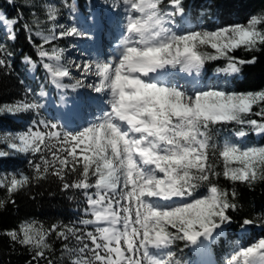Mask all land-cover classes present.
<instances>
[{
    "label": "snow or ice",
    "instance_id": "6c2138e0",
    "mask_svg": "<svg viewBox=\"0 0 264 264\" xmlns=\"http://www.w3.org/2000/svg\"><path fill=\"white\" fill-rule=\"evenodd\" d=\"M122 3L127 16L120 50L112 59L95 65L99 82L87 85L110 97V110L99 122L77 133L32 129L19 135L0 133V145L4 146L0 158L13 152L39 153L41 161L32 165L31 178L0 177V188L6 189L9 202L12 193L33 180L55 176L63 189L83 193L85 212L92 217L79 222L85 227L92 225V231L67 225L46 229L33 221L18 231L7 232L14 243L35 249L33 260L45 258V250L50 248L48 237L55 233L58 240L77 242L73 248L64 244L66 252L76 254L71 264H181L171 250L177 241L193 245L211 241L214 233L219 234L217 229L232 223L229 211L237 210L236 191L214 183L213 177L222 175L233 184L249 186L264 182V146L225 142L218 148L212 143L217 125H239L236 135L240 138L248 135L246 126L264 134V90L189 94L153 79L168 68L199 73L206 62L219 59L227 62L225 73H240L242 66L254 64L256 58L243 60L230 53L264 50V29L259 27L264 24V14L253 15L245 24L177 34L167 25L177 14H183L182 0H170L171 11L162 7L163 0ZM47 16L55 21L57 9L50 8ZM18 22L19 18L9 19L0 13V28L8 39H15ZM24 27L30 30L27 24ZM58 35L86 36L76 27ZM10 55L0 44V68L9 66L6 57ZM39 56L51 59L42 46ZM26 61L31 63L30 58ZM44 67L57 81L71 75L66 67ZM76 67L82 77L93 72V65L87 61ZM75 86H84L83 81L77 80ZM39 107L36 103L5 105L0 107V115ZM213 158L222 161V172L216 170ZM72 174L76 178L70 183ZM201 187L206 191L197 195ZM256 223L255 219H244L241 227ZM227 264H264V238L235 251Z\"/></svg>",
    "mask_w": 264,
    "mask_h": 264
},
{
    "label": "trees",
    "instance_id": "16d2710c",
    "mask_svg": "<svg viewBox=\"0 0 264 264\" xmlns=\"http://www.w3.org/2000/svg\"><path fill=\"white\" fill-rule=\"evenodd\" d=\"M121 3V0H13V3L0 0V13L9 19L19 18V22L14 26V40L8 39L0 28V44L5 45L7 51L12 53L6 57L9 66L0 68V107L20 103L40 105L35 110L0 115V133L19 135L26 133L29 129L71 132L68 127L54 120L50 109L48 111L42 109L40 99L37 97L40 92L55 93L44 68L46 61L39 56V51L42 46L43 50L50 55L59 49L78 46L79 50L89 56L95 53L92 43L85 37L73 39L56 35L54 23L47 16V6L52 5L57 9V21L63 22L65 15L70 14L74 20L77 21L80 18L88 25L90 16L94 12L99 13L100 16L103 14L108 16L115 14L111 9H116L118 15ZM182 5L183 14L181 17L176 15L173 22L179 24L186 32L214 31L229 25L245 24L253 15L264 14V0H182ZM71 7L75 14L70 12ZM162 7L171 11L170 0H163ZM25 24L30 30L25 29ZM259 27L264 29V24ZM46 37L49 38L47 43H45ZM207 50L214 51L210 48ZM230 55L243 60L255 57L256 62L242 66V71L238 75H232L223 71L226 60L208 61L203 67L201 76L205 80L220 78L223 82L222 90L226 92L244 93L264 90V50L246 52L240 49ZM26 58H30L31 62L37 66L33 78L26 73L24 65ZM176 70L172 69V71ZM69 96L75 95L68 93L66 97L69 98ZM255 110L254 108L253 111ZM251 118L261 120L256 116ZM45 125L49 127L46 128ZM52 125L56 128H51ZM239 128L240 126L235 124L215 126L212 143L219 148L225 142H236V132ZM245 131L248 135L240 139L238 144L241 147L264 146V134L257 136L247 126ZM3 147L0 145V148ZM213 159L216 170L222 172V161ZM40 162L39 153L13 152L9 157L0 158V177L27 175L31 178L34 175L32 165ZM75 178V174H72L68 177V182L71 183ZM212 179L214 183L228 191L235 190L237 193L238 207L236 211L228 213L232 223L225 230L226 237L219 238L216 243L209 246V256L212 261L215 264H227L230 256L237 251L239 247L237 244L248 246L264 238V182L257 181L249 186L242 183L233 184L222 175ZM205 191L206 188L201 187L197 195H202ZM11 200L12 202H9L6 189L0 188V201L4 202V206L0 207V264H29L30 261L31 264H48L49 260L52 264H71L76 254L70 255L66 252L64 244L67 243L70 248L77 247L74 239L61 241L56 239L55 233L50 234L47 240L50 248L45 250V258L37 261L33 260L35 249L14 243L6 233L18 231L21 225L33 221L39 222L37 226L42 225L46 229L52 225H67L92 231L91 225L85 227L79 223L82 219L92 218L85 212L87 203L83 193L71 188L65 190L57 177L49 176L45 180H33L26 187L12 193ZM244 219H255L257 223L246 226L249 233L241 239H235L236 233L242 229ZM171 250L176 253V258L181 261V264H200L199 258L191 251L190 243L186 241H177Z\"/></svg>",
    "mask_w": 264,
    "mask_h": 264
},
{
    "label": "rangeland",
    "instance_id": "374dc122",
    "mask_svg": "<svg viewBox=\"0 0 264 264\" xmlns=\"http://www.w3.org/2000/svg\"><path fill=\"white\" fill-rule=\"evenodd\" d=\"M122 1V0H121ZM50 8H55L52 5H48L47 9L49 11ZM114 15L110 14L106 16L103 14L102 16L99 13H92L89 19L88 25L83 23L80 18L78 20H74L70 14L65 15L63 22L60 21H53L54 23V31L55 34L58 35L60 32L64 31L65 29H70L71 27H76L80 32L85 33V39L93 40L94 33L92 32L96 25H100L103 29L105 28L106 33L103 34L100 42L93 41V51L95 55L89 56L86 53L79 50L78 46H71L69 49H59L54 54H50L49 58H43L46 63L52 65L53 68H63L66 67L70 71V77L63 78L59 81L55 80L51 73L45 68V71L49 75V82L55 89L54 94L40 92L38 94V98L40 99L41 107L43 110L48 111L50 109L52 111V115L55 121H58L60 125L63 122H66V127L71 131L70 133H77L94 123L99 122L100 118L103 117L104 113L110 110L109 106V95L108 93H96L93 91L92 88L87 87L89 84H97L99 82V78L94 74V67L97 63H104L113 57H115L120 50L118 46L121 44L122 38L125 35L124 26L126 24V16L127 12L123 3H121L120 10L118 11V15L116 13V9H111ZM70 12L74 13L73 7L70 8ZM177 16L181 17V14H177ZM123 17V20H121ZM170 27L174 32L177 34L186 33L185 29L182 28L176 22H172L171 24L167 25ZM2 31L6 34L5 30L1 28ZM63 37H70L73 39H83V37H75V36H63ZM12 40V39H11ZM97 44H100V48H97ZM59 55V60L56 59V56ZM89 62L93 65V72L89 73L87 77H82L81 72L77 70L76 65H83L85 62ZM24 65L26 66V73L30 78H33L37 66L32 62L29 63L24 60ZM203 69L196 73L193 71L191 74L187 72H182L179 70L172 71V68L166 69V76L162 77L161 75H154L155 82L159 84H163L164 86L168 87H176L182 91H185L189 94H194L197 91H206V90H222L223 82L220 78H210L205 80L202 75ZM183 74L187 75H194V80L191 82L189 87L183 82ZM238 75V74H232ZM161 78V82L157 81L156 79ZM77 80H82L84 86H75ZM59 85V86H58ZM68 93L74 94L75 96H68ZM67 111V119L63 118L61 115V111ZM60 110V111H59ZM63 113H66L64 111ZM260 136L262 134H256ZM240 137L237 136L235 144H238L240 141ZM239 145V144H238ZM240 146V145H239ZM157 203L163 204L165 202L158 201ZM92 226V225H91ZM93 228V226H92ZM218 235L214 233V238L211 241H203L202 247L206 244L207 249L213 243H216L219 238H225V229L222 231L216 230ZM249 230L247 227L240 229L235 236V239H241L244 235L248 234ZM202 240V238H201ZM258 241V240H257ZM255 242V241H254ZM239 250L241 247H245V245L237 244ZM191 251L194 252L197 257L200 259V264H203V260L197 251L194 248L193 244H190ZM214 264V263H213Z\"/></svg>",
    "mask_w": 264,
    "mask_h": 264
},
{
    "label": "bare ground",
    "instance_id": "6f19581e",
    "mask_svg": "<svg viewBox=\"0 0 264 264\" xmlns=\"http://www.w3.org/2000/svg\"><path fill=\"white\" fill-rule=\"evenodd\" d=\"M95 29L97 30V31H95V33H98V37H99V39L96 41V43H97V42H100L101 38L103 37V34L106 33V30H105V28L103 29L102 27H100L99 23H98V25H96V28ZM90 43H92V45H93V40H90ZM100 47H101L100 44H97V48L99 49ZM156 75H159V76L161 75L162 77H164V76H166V70H164L161 73H158ZM156 75H155V77H156ZM183 75H184L183 82H185L186 85L189 87V85L191 84V82L194 80V77L195 76L194 75H187V74H183ZM153 79H154V75H153ZM156 80L159 81V82H161V78L160 77H159V79H156ZM154 81H155V79H154ZM64 111H66V113H63ZM64 111L62 110L60 113L63 116V118L67 119L66 115H67V111L68 110L65 109ZM62 126H64V125L62 124ZM226 229H228V228H225V230ZM206 244H204L199 249V254H200V256H201V258L203 260V264H213V263L215 264V262H213L212 259L209 256V249H207ZM201 245H202V243H201Z\"/></svg>",
    "mask_w": 264,
    "mask_h": 264
},
{
    "label": "water",
    "instance_id": "95a60500",
    "mask_svg": "<svg viewBox=\"0 0 264 264\" xmlns=\"http://www.w3.org/2000/svg\"><path fill=\"white\" fill-rule=\"evenodd\" d=\"M229 226V224H227V225H222V227H221V229H217L218 231H222V230H224L225 228H227Z\"/></svg>",
    "mask_w": 264,
    "mask_h": 264
}]
</instances>
